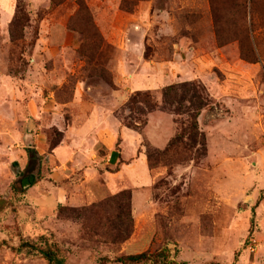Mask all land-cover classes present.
Returning a JSON list of instances; mask_svg holds the SVG:
<instances>
[{
	"label": "rangeland",
	"instance_id": "374dc122",
	"mask_svg": "<svg viewBox=\"0 0 264 264\" xmlns=\"http://www.w3.org/2000/svg\"><path fill=\"white\" fill-rule=\"evenodd\" d=\"M191 80L212 99L199 117L207 152L193 158L180 148L157 158L148 210L134 215L131 205L130 215L128 201L105 204L116 194L109 191L88 196L96 188L76 171L61 182L68 202L39 215L27 197L32 185L22 186L26 147L39 133L49 148L63 139L57 121H70L78 87L86 102L99 90L103 109V93L128 91V100L151 90L161 100L163 87ZM152 113L141 144L163 150L168 143L157 148L149 137L159 124L160 135L168 131L170 113ZM171 115L170 140L185 119ZM209 141L234 159H207ZM259 151L264 157V0H0V264H48L25 242L57 245L65 264H160L119 260L144 252L177 264H264ZM51 167L42 160L37 182Z\"/></svg>",
	"mask_w": 264,
	"mask_h": 264
},
{
	"label": "crops",
	"instance_id": "0c3cea01",
	"mask_svg": "<svg viewBox=\"0 0 264 264\" xmlns=\"http://www.w3.org/2000/svg\"><path fill=\"white\" fill-rule=\"evenodd\" d=\"M121 66L120 72L123 74L127 69ZM137 75L131 74L130 79L136 83ZM139 80V79H137ZM140 83V82H139ZM78 87L74 101L67 106H75L68 109L70 121L65 123L63 115L58 118V128L63 133L62 142L54 149H50L47 137L41 133L34 135L36 150L43 159H49L52 167L47 176L36 182L28 191L27 197L34 205L41 217L47 216L48 211H53L57 205L66 204L69 200L68 191L62 181L71 176L76 171L83 173L81 184L87 186L88 182L94 185L96 191L89 190L87 195L93 194L97 199L103 192L118 193L129 188L132 191L131 205L134 215L142 213L150 208V188L155 183L158 175L151 173L146 150L141 144V135L123 124L121 119L115 114V108L123 105L127 100L128 91L119 95L103 93L100 95L104 100L105 108L98 109L100 101L99 90H97L94 101L86 102L83 99L84 91ZM97 97V98H96ZM109 100L111 104L109 103ZM91 105V107L88 105ZM54 106L57 111H62L64 104ZM205 110L201 113L203 116ZM156 113H151V118ZM56 115V114H55ZM170 120L168 131L160 135L162 124L156 129L157 137H149L151 144L157 148H163L172 138L175 127L172 115L167 114ZM235 121L234 118H231ZM148 125V124H147ZM223 134L219 135V140H223ZM128 142V143H127ZM211 149L209 141V151L207 159L216 157L217 159L228 158L221 154L222 148ZM256 153V152H255ZM233 155V154H232ZM263 159L261 152L255 155ZM139 167L145 173L139 174ZM80 186V185H79ZM140 204V206H139Z\"/></svg>",
	"mask_w": 264,
	"mask_h": 264
},
{
	"label": "trees",
	"instance_id": "16d2710c",
	"mask_svg": "<svg viewBox=\"0 0 264 264\" xmlns=\"http://www.w3.org/2000/svg\"><path fill=\"white\" fill-rule=\"evenodd\" d=\"M107 83L112 85L109 81H107ZM211 104L212 99L203 82L199 80L182 81L163 87L161 89V100H159L151 90L135 91L123 105L122 109L117 112V116L125 126L139 132L141 135L148 124L149 114L156 110H161L177 116L178 122L180 121L178 117H185V119H182L180 122L181 127L179 132L170 140L163 150L153 148L145 138L143 139L142 146L146 148L148 165L152 170L156 167L157 158L168 159L171 154L177 153L180 148H182V151L185 153L193 152V158L206 155V137L199 127V117L203 110L209 108ZM61 141L62 134L60 138L50 141V149H54ZM26 151L29 156V162L25 168L26 173H24V176L29 177L35 175L34 170L37 169V172L39 171L42 156L33 144L28 145ZM37 180L38 175H36L31 185L33 186ZM22 192H24V190ZM131 198L132 191L126 188L108 198L105 204L113 203V205H119V207H121L125 204V201H128L129 205H127L131 215ZM117 231L120 233L122 229L118 228ZM46 245V248H38L37 245L33 243H23V246L41 251L47 259L48 264H65V258L60 254L59 247L55 244H48V242ZM149 259L160 264H177L174 261H169L167 255L162 257L160 254H149L147 252L127 255L121 257L119 260L122 263H126L127 261L140 263Z\"/></svg>",
	"mask_w": 264,
	"mask_h": 264
},
{
	"label": "water",
	"instance_id": "95a60500",
	"mask_svg": "<svg viewBox=\"0 0 264 264\" xmlns=\"http://www.w3.org/2000/svg\"><path fill=\"white\" fill-rule=\"evenodd\" d=\"M16 174H17V175L20 174L18 168H17V170H16ZM34 180H35V175H31V176H29V177L24 178L23 181H22V183H23V187H25V188L28 187L29 185H31V183H32Z\"/></svg>",
	"mask_w": 264,
	"mask_h": 264
},
{
	"label": "flooded vegetation",
	"instance_id": "af4514ba",
	"mask_svg": "<svg viewBox=\"0 0 264 264\" xmlns=\"http://www.w3.org/2000/svg\"><path fill=\"white\" fill-rule=\"evenodd\" d=\"M24 178H26V176H23L22 181H23Z\"/></svg>",
	"mask_w": 264,
	"mask_h": 264
}]
</instances>
